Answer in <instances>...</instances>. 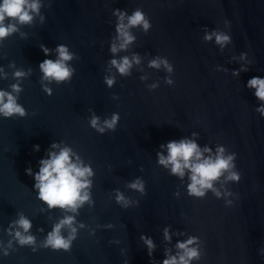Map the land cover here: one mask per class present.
I'll return each mask as SVG.
<instances>
[{"label": "water", "instance_id": "95a60500", "mask_svg": "<svg viewBox=\"0 0 264 264\" xmlns=\"http://www.w3.org/2000/svg\"><path fill=\"white\" fill-rule=\"evenodd\" d=\"M117 7L143 8L152 27L147 33L132 29L136 40L117 55L135 52L141 62L130 75L113 68L116 82L109 88L103 77L113 55L109 45ZM40 14L43 21L37 16L0 41V65L8 72L0 88L14 82L10 62L31 69L19 97L27 115L0 117V241L6 246L4 229L21 212L32 220L38 245L66 214L75 215L78 234L70 251H33L13 241L8 255L0 251V264H152L153 258L159 264L166 248L175 253L176 241L189 235L200 238L201 256L192 264H264L259 251L264 248V117L255 111L260 101L254 89L244 86L249 77L264 75V0H43ZM206 27L230 32L232 42L221 52L214 38L203 39ZM60 43L75 53L68 63L76 70L70 81H52L48 95L41 87L39 62L45 54L40 44L55 49ZM240 52L248 53L246 60L230 59ZM49 55L55 59L56 52ZM155 56H166L174 73L149 67ZM217 64L229 71H216ZM241 64L248 71L233 76L231 69ZM168 75L173 85L165 83ZM153 81L159 87L150 90ZM90 110L101 120L119 112L115 130L101 134L90 127ZM192 132L199 133L201 145L215 150L224 144L237 153L240 180L216 182L229 196L217 198L211 190L204 197L189 196L187 177L182 182L156 163L162 142ZM53 140L72 145L95 169L94 203L86 202L77 213L49 209L24 171L29 163L38 170ZM37 143L40 150L34 151ZM138 176L146 182L143 194L127 187ZM117 188L139 203L122 207L114 199ZM109 222L113 227H105ZM166 225L171 241L163 237ZM62 232L67 236L66 226ZM141 233L156 242L153 258Z\"/></svg>", "mask_w": 264, "mask_h": 264}, {"label": "clouds", "instance_id": "9594fccd", "mask_svg": "<svg viewBox=\"0 0 264 264\" xmlns=\"http://www.w3.org/2000/svg\"><path fill=\"white\" fill-rule=\"evenodd\" d=\"M43 6V0H0V41H3L9 35L17 32L20 25L31 24L34 19L39 16L40 20H44V16L40 14ZM113 16L116 17L114 25L115 36L109 45V51L113 54L108 63L110 67L107 69L103 77V82L111 88L116 82V72L121 75H130L134 64H140L141 56L138 53H132L131 56H118L121 50H127L129 45L136 40V35L132 31L134 27L141 28L145 33L152 27L151 19L141 7L134 8L129 12L126 8H113ZM229 23L225 21V24ZM219 45L222 52L227 45L232 42L230 32L212 29L205 30L203 39L211 41ZM40 48L44 52V59L39 62V69L42 73L41 87L46 94L51 95L53 89L50 87L52 81L57 83L70 81L75 73V67L68 63L73 59L75 53L72 52L67 44L60 43L55 49H50L44 44H40ZM56 52L53 59L49 53ZM247 52H240L239 56H233L230 59L246 60ZM251 63V61H248ZM10 66L14 67L12 76L15 78L8 88H0V117L8 118L13 116H26L27 109L19 102L20 93L23 91L22 79L30 75L31 69L15 68L14 62H10ZM149 67L160 68L171 74L174 73V65L166 56H155L148 61ZM216 71L228 72L229 69L223 65H215ZM242 71H248L245 64H241L239 68L231 69L233 76L238 77ZM8 72L5 71L3 65H0V79H5ZM142 80L147 79L141 76ZM165 83L173 85L175 83L173 76L168 75ZM47 81V83H45ZM245 87L254 89L252 93L260 103L256 105L255 111L264 117V75H253L246 81ZM150 90L159 87V81H153L147 86ZM89 117L90 127L96 129L97 132L103 134L109 130H115L120 120L119 112H113L110 117L103 120L95 114L94 110ZM197 132H192L190 136H182L178 139H169L159 145L156 152V163L167 169L170 175H175L183 182L187 177L186 190L189 196L204 197L208 190L220 198L222 195L227 197L231 193L227 190L221 192L216 182L221 177L225 181L240 180V172L236 168V152H229L224 144H217L215 150L212 146L201 145L196 137ZM40 144H34L33 150L39 151ZM25 173L33 178L34 183L32 189L37 199L43 201L49 209L60 208L66 213H77L79 208L86 202L93 204L92 185L95 169L90 161L85 158L72 147V145L61 140H53L45 150V155L38 160V170H35L31 164L24 169ZM145 181L142 177H136L128 181L127 187L145 193ZM223 187V184H221ZM114 199L122 207H128L133 201L129 196L117 188L113 190ZM174 195L179 196L180 192L176 191ZM231 204V200L225 201ZM75 215L66 214L62 216L48 231L45 238L37 244V238L31 232L32 220L24 213H18L17 218L9 221L4 231L8 234L9 239L6 246L0 241V251L4 255H8L9 248L12 247L13 241L23 245L32 246L33 251H37L38 247H50L53 250L70 251L73 240L77 237L78 228L76 226ZM68 229L65 236L62 229ZM80 227L85 225L81 222ZM105 227H113L109 222ZM38 231H43L39 228ZM92 233L95 229L91 230ZM173 232L170 225L163 228V237L166 241H171ZM140 239L147 247L148 256L153 258V253L157 247L155 240L147 233H141ZM119 243V241H116ZM177 251L173 253L166 248L163 258L159 264H192L193 260H198L201 256L200 238L195 235H189L184 240H177L175 243ZM260 253L264 255V248ZM127 264V261L125 262ZM152 264H157L152 259Z\"/></svg>", "mask_w": 264, "mask_h": 264}]
</instances>
